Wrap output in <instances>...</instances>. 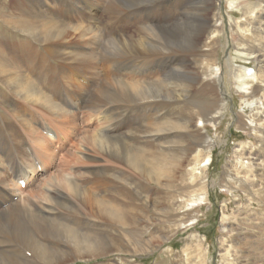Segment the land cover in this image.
<instances>
[{"label":"rangeland","instance_id":"rangeland-1","mask_svg":"<svg viewBox=\"0 0 264 264\" xmlns=\"http://www.w3.org/2000/svg\"><path fill=\"white\" fill-rule=\"evenodd\" d=\"M22 1L0 0V52L5 53V57H11V52L18 50L19 45L15 42L22 41L24 35L4 24L2 18L13 10V6ZM190 3L195 6L203 5L204 14L201 13V16L205 17L207 23L205 31L197 38L198 48L191 54L178 52L174 54L172 50L164 49L163 53L150 56L174 59L173 69H153L151 72L133 75L127 70L112 66L113 59L107 61L109 66L105 62L108 67L102 61H98L97 64L92 61L91 64L80 68L74 65L67 68L51 55H45L43 58L50 64L47 67L50 71L43 68L35 71L41 75L52 74L49 77L53 75L56 77L59 75L58 78L61 79L66 77L67 85L61 80V87L67 90L66 95L70 100L78 101L80 104L69 107L58 101L59 106L68 113V117H56L55 114L45 112L37 105L27 104L25 105L27 115L24 117H28L27 130L26 125L10 117L11 126H15L21 136L27 134V160L31 159L27 161V166L29 163L31 168L44 164L46 169L44 172L38 168L42 176L46 177L51 173L58 176L65 174L83 191L132 209L131 216L135 221L132 227L137 228L130 226L126 229L127 237L122 241L121 251L115 250L103 257L77 260L70 264H262L251 257L249 250L241 248L238 242L241 237L264 241L262 230L264 222L261 219L264 216V204L259 201L264 196L259 187L264 185V109L256 110L254 106L258 101L264 104V0H235L232 8L229 7L228 0H189L188 5L191 8ZM179 16L178 19L182 21L179 22L180 26L185 28L190 38L197 30L198 17L193 14L192 18L186 17L181 12ZM97 17L109 28L115 23H112L115 20H110V25L104 14L100 13ZM119 20L120 18L118 26L111 28V32L126 39L137 37L136 27L140 26L139 20L137 24L135 18L126 23ZM87 21L85 18L82 20L83 23ZM106 32L107 30H102L99 33L104 35ZM194 39L196 40L195 37ZM228 58L232 59L235 65L254 70L257 79L259 78L254 83L249 81L251 86L248 85L247 93L242 94L236 88V81L226 62ZM19 61L22 63V58H19ZM18 67L21 65L18 64ZM59 67L63 71H58ZM214 67H218L219 71L216 72ZM165 72L167 75L164 78ZM36 74L34 78H37ZM107 80L144 81L150 83L149 86L153 88L156 86L155 89L160 90L161 92L158 91L160 94H163V90L177 89V99L175 92V94L167 92L164 96L170 97L168 100L165 99L166 101L145 100L133 104L117 101L102 106L98 90L105 86ZM40 85L45 86L44 91L57 100L48 84ZM0 88L8 92L7 87L1 82ZM222 90L224 96L220 94ZM85 94L89 101L83 105L81 98ZM223 102L220 116L214 122L205 121L208 117L207 112L210 116ZM14 103L17 110L24 105L22 102ZM200 104L202 107L207 106L208 111L202 114ZM251 117H254L257 123L252 127L248 121ZM168 119L178 123H182L183 119L189 121L187 129L173 131L164 138V141H173L176 144L178 142L176 145L178 151L169 152L171 154L182 156L184 150L189 148L185 157L181 158L175 169L173 168L170 180L154 182L141 178L129 164L114 155L99 154L96 147H93V140L99 138L108 126L110 130L107 136H116L127 150L141 148L146 156L154 155L163 149L157 144L156 139L145 134L156 124ZM30 129L33 130V134L29 132ZM46 131L50 132L51 138L47 136ZM32 145L34 151L30 149ZM38 145L51 156L50 160L40 156V159L32 157ZM240 147L243 150L241 163L238 164L236 150ZM206 156L209 163L200 167L202 170L200 178L189 181L190 174L187 173L189 168L194 162L201 163ZM253 175L257 182L252 180ZM247 177L251 181L246 180ZM18 185L23 189L24 183ZM197 192L205 195V201L201 205L192 204ZM39 194L49 197L47 203L51 204L56 209L57 216H61L65 221L78 219L103 226L98 218L91 215L85 204L78 206L77 201L64 190L48 193L44 187ZM20 197L19 193L14 192L10 200L19 201ZM37 197L36 194L28 198L34 210L40 208L41 199ZM3 209L7 210L6 205L0 207V210ZM164 212L170 214H163ZM252 223L256 224V227ZM222 226L226 228L224 232ZM238 226L242 228L239 234L236 232ZM112 227L111 230L110 228L106 230L107 235L113 236L123 232L119 227ZM249 228L252 230L249 231Z\"/></svg>","mask_w":264,"mask_h":264},{"label":"bare ground","instance_id":"bare-ground-1","mask_svg":"<svg viewBox=\"0 0 264 264\" xmlns=\"http://www.w3.org/2000/svg\"><path fill=\"white\" fill-rule=\"evenodd\" d=\"M188 3L189 0H23L13 6V10L2 18L4 24L20 32L24 35V38L22 41L15 42L19 45V48L11 52V57H5V53L3 52L4 54H2L0 52V82L7 87L8 91L6 92L0 88V207L3 205L7 207V210H0V264H70L77 260L96 259L106 256L115 250L116 252L122 250V241L127 237L126 229L135 224L131 216L132 209L126 208L118 202L95 197L91 192L83 191L78 184L65 174L58 176L55 173H51L46 177L42 176L43 174L39 173L38 168L40 167V171L44 172L46 170L44 164L31 168L29 163L27 166V161L31 160L29 157V160H27V134L21 136L15 126H11V119H17L19 123L26 125L24 127L27 130L28 117H26L27 119L24 118L27 115V107L25 106L27 104L37 105L43 111H47L52 115L55 114L56 117H66L68 115L59 106V102H63L69 107H75L76 104H80L78 101L70 100L69 96L66 95L67 90L65 91L61 87V80L67 85L68 80L66 77L64 79L59 77V81V75L57 77L54 75L49 77L52 74L49 76L41 75L35 71L36 69L41 70V68L50 71L47 68L50 64L43 58L45 55H51L52 58L57 59L67 68H70L71 65L80 68L86 64H91L92 61L94 64L99 63L98 61L107 63L109 59H113L112 66L120 70H127L133 75L141 74V72H151L153 69H173L172 62L174 59L150 56L163 53L164 49L172 50L174 54L175 52L191 54L198 48L197 38L203 34L207 27V23L204 20L205 17L201 16L204 14V7L203 5L199 6L198 4L195 6L190 3L192 6L190 8ZM228 4L230 8L234 7L235 0H228ZM180 12L186 17L190 16L192 18V14L196 18L198 17L197 30L190 38L185 28L180 26V23H182L178 19ZM259 12L262 13V11ZM100 13L101 15L104 14L109 22L110 20H115L112 21V23H115L111 25L110 22V28L106 24L103 25L97 17ZM84 14L90 15L85 17ZM84 18L88 20L87 23L82 22ZM119 18V22L124 20L125 23L135 18L137 24L139 20L140 26L136 27L137 37L126 39V37L116 35L110 31L112 30L111 28H116ZM102 30H107V32L101 35L99 32ZM108 34L113 36L108 37ZM194 37L196 40H193ZM4 42L6 43V41ZM19 58H22V63ZM226 60L231 68L232 77L236 81V88L242 94L247 93L248 85H250L249 81L254 83L259 79H257L254 70L235 65L230 58ZM18 64L21 67H18ZM214 70L216 72L219 71L218 67ZM58 71H63V69L59 67ZM34 74L37 75V78L33 77ZM166 75L167 72L164 73L163 77L165 78ZM44 83L49 85L53 92L52 94L56 95L57 100L53 98V95L50 96L51 94L49 95L44 91L45 86L43 85L44 87H42L40 85ZM105 83V86L98 90V98L102 106L108 105L110 102L117 103V101H125L130 104L144 102L145 100L158 102L170 97L164 96L167 92L176 93L178 91L177 89L175 91L173 89L170 91L163 90V94H160L161 91L158 90L160 91L158 93L155 89L156 86L153 88L151 85L149 86L150 83L144 81L123 82L120 80H107ZM163 84L162 86H165ZM220 94L222 96L225 95L223 90ZM175 96L177 99V93ZM81 101L83 105L87 104L89 101L88 96L85 94ZM14 102H22L24 105H21L17 110ZM220 105L221 107L209 116V112L206 109L207 106L202 107L203 105L200 104L202 114L207 112L205 114L208 115V117L204 116L206 117L205 121L214 122L220 116L224 102ZM244 106H246L245 103ZM254 106L256 110L264 109L262 101L255 102ZM256 117H259V115H256ZM248 121L251 127L257 125L254 117H251ZM188 123V119H183L182 123L168 119L156 124L150 132H147L145 136L151 135L163 149L151 156H146L147 154L145 155V151L141 148L132 151L127 150L117 140L116 136H107V132L110 130L108 126L104 129V133L100 134L99 138L93 140V147H96L99 154L108 153L129 164L141 178L154 182H159L163 179L170 180L173 168L179 164L183 156L185 157V153L188 152L189 148L184 150L182 156L180 154H171L169 152L178 151L176 148L178 142L176 144L173 141H164V138L173 131L187 129ZM29 132L34 133L31 129ZM46 134L51 138L50 132L46 131ZM30 147L33 150V145ZM37 147L38 149H35L32 157L40 156L43 159H51V156L43 151V147L39 145ZM242 150V147L236 150L238 154L236 162L238 164L241 163ZM200 162L198 164L194 162V165L187 171L190 174L189 181L202 175L200 167H204L209 163L208 156ZM242 165L244 166V163ZM254 175L253 179H251L255 182L256 177ZM245 179L251 181L248 177ZM21 182L24 183L23 189L18 185ZM44 187L48 193L64 190L77 201L78 206L85 204L91 215L98 218L103 226H96L93 223L79 221L78 219L65 221L61 216H57L56 209L47 203L49 197L39 194L41 188ZM259 187L261 189L260 192L264 193V185H259ZM30 188L33 190H29ZM14 192L21 195L19 201L12 202L10 200L14 196ZM36 194L41 199L39 210H34L29 203L30 199L28 200V198ZM193 199L192 204L201 205L205 201V195L202 192H197V196ZM259 201L264 204V196ZM189 207L192 206L189 205ZM168 213L164 212L163 214ZM258 218L256 219L258 220ZM261 219L264 222V216ZM259 223L261 222L259 221ZM252 225L255 226L256 224L252 223ZM112 226L119 227L123 232H118V234L113 236L107 235L106 230ZM132 228L137 227L133 226ZM221 229L222 232L226 230L225 226H222ZM236 229L238 234L242 231L240 226ZM250 230L252 229L249 228ZM262 230L264 236V224ZM135 244H137L136 241ZM148 244H150V241ZM238 245L249 250L251 257L264 264L263 240H250L248 237H241Z\"/></svg>","mask_w":264,"mask_h":264}]
</instances>
